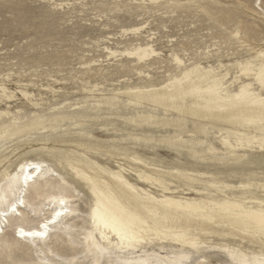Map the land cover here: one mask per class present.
I'll return each instance as SVG.
<instances>
[{"label": "rangeland", "instance_id": "rangeland-1", "mask_svg": "<svg viewBox=\"0 0 264 264\" xmlns=\"http://www.w3.org/2000/svg\"><path fill=\"white\" fill-rule=\"evenodd\" d=\"M141 23L147 27L142 34L154 35L156 47L166 54L145 70L152 76L150 80L140 76L126 59L108 57L103 51L105 44L117 49L128 46L134 35L123 29ZM171 48H185L187 53L180 54L187 64L200 62L215 67L253 55L255 50L264 49V0H164L157 6L149 0H0V81L17 92L9 110L17 117L16 125L38 119L33 128L0 138V174L13 172L24 160L42 159L67 181L64 186L57 180L31 186L22 215L11 218L10 226L0 235V264H38L40 256L51 257L55 252L74 254L82 260L77 233L58 231L48 243L31 246L16 238L12 230L16 223L36 225L50 216L56 195H69L72 207L83 213L88 209L87 188L72 178L59 159L86 161L88 156L112 169H118V163L132 169L138 164L130 157L139 155L169 168L212 173L231 184L248 179L264 182L253 176L264 173V151L253 147L241 157L223 153L221 159L206 154L203 160L193 153V149H202L199 140L225 150L215 137L217 129L210 127L208 137L195 134L197 117L176 111L166 115L163 107L144 100L133 106L130 102L134 98L118 94L126 87L158 84L175 72L176 65L167 55ZM90 65H95L92 71ZM231 75H235L234 70ZM20 84L28 85L34 96L24 98L18 92ZM140 114L167 116L172 121L151 126ZM171 136L183 138L172 141ZM163 177L171 184L158 185L159 192L169 187L197 199L223 195L207 189L201 181ZM227 191L230 195L240 193L237 189ZM258 192L264 194V188ZM13 199L10 192L6 193L0 207L6 208ZM49 203L50 211L41 212ZM219 239L215 237V242ZM236 241L250 249L262 248L249 239ZM74 246L77 249L72 251ZM191 252L187 264H234L218 248Z\"/></svg>", "mask_w": 264, "mask_h": 264}, {"label": "bare ground", "instance_id": "bare-ground-1", "mask_svg": "<svg viewBox=\"0 0 264 264\" xmlns=\"http://www.w3.org/2000/svg\"><path fill=\"white\" fill-rule=\"evenodd\" d=\"M163 1L149 0V3L157 6ZM144 28H147L146 23L122 28L124 33L133 34L134 39L123 49L105 44L103 51L108 57L120 56L121 61L126 59L140 76L144 75L150 80L152 76L145 70H150L166 54L156 47L154 35L151 36L149 32L142 34ZM180 51L187 53L185 48L169 50L167 55L176 65L175 72L168 73L160 83L126 87L118 94H128L134 98L135 101L130 102L133 106L141 105V100H144L163 107L166 115L176 111L197 117L199 121L195 124V134L208 137L212 132L210 127L217 129L215 137L225 150L207 140H199L197 143L202 149H193V153L203 160L206 154L221 159L224 158L223 153L241 157L253 147L264 151V108L261 107V100H264V49L255 50L247 58L220 63L219 67L202 65L200 62L187 64ZM90 66L92 71L95 65ZM232 70L234 76L231 75ZM27 86L20 84L17 90L24 98L30 99L34 93ZM16 93V90H11L4 81H0V138L22 133L38 123L36 119L28 125H16L17 117L9 110V102L14 100ZM3 104L6 106L2 107ZM139 116L151 122V126L164 120L167 124L172 121L167 116L158 117L155 114ZM6 120L10 121L6 123ZM178 125L182 128L181 123ZM182 138L170 137L172 141H181ZM87 159H59L72 178L88 190V209L85 213L72 207L73 199L69 195H56L50 216L43 217L36 225L16 223L12 226L14 236L23 238L31 246L48 243L58 231L77 233L79 253H84L80 257L82 260L74 254L69 256L55 252L51 257L49 254L40 256L38 264H187L192 250L201 252L206 248L224 250L234 264H262L264 261V194L258 192L264 188V182L248 179L239 185L231 184L219 180L212 173L169 168L139 155L130 157L138 164L132 169L122 163L116 165L118 169H112L88 156ZM30 165L37 166L39 170ZM165 175L191 182L201 181L207 189H216L223 195L213 194L207 199H197L185 197L169 187L159 192L158 185L171 184L163 177ZM253 176L264 180V173ZM51 180H57L63 186L67 184L63 174L42 159L24 160L13 172L4 170L0 174V183L4 181L0 188V203L6 193L14 196L6 208L0 207V235L10 226L11 218L22 215L31 186L39 181ZM232 189L240 193L230 195L227 190ZM21 200L23 204L18 203ZM50 204H46L41 212L50 211ZM12 205L16 207L15 213L10 211ZM98 205L100 216L109 222L110 227L93 219V209ZM57 213L60 215L57 216ZM113 218L137 222L135 243L129 245L126 241H120L112 230L117 227L112 224ZM21 228L26 233L44 232L45 235L21 236ZM215 237L221 241L215 242ZM239 238L259 242L262 248L255 250L238 244L236 240ZM70 249L75 251L77 247Z\"/></svg>", "mask_w": 264, "mask_h": 264}, {"label": "snow or ice", "instance_id": "snow-or-ice-1", "mask_svg": "<svg viewBox=\"0 0 264 264\" xmlns=\"http://www.w3.org/2000/svg\"><path fill=\"white\" fill-rule=\"evenodd\" d=\"M239 99V97H237ZM261 107L264 108V100H261ZM23 167V166H22ZM30 167L36 168L38 171V167L34 165H30ZM28 178L26 177V180ZM18 203L23 204L24 202L18 201ZM63 203V201H61ZM10 211L15 213L16 207L15 205L10 206ZM57 216L60 215V213L56 214ZM93 219L99 221L100 223H103L105 227H110L111 225L107 220H105L104 217L100 216L99 214V205L96 209H93ZM142 223V222H141ZM262 223H264V220H262ZM112 224H115L119 230H117V227H113L112 230L116 232V235L119 237L120 241H126L129 245L135 243L137 241V233H136V226L137 222H133L131 220H117L115 218L112 219ZM46 227V225H45ZM19 233L21 236H44V232H30L26 233L23 228L19 230ZM195 246V245H194ZM262 264H264V261H262Z\"/></svg>", "mask_w": 264, "mask_h": 264}]
</instances>
